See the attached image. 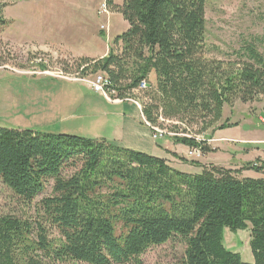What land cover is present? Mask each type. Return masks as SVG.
<instances>
[{"label": "trees", "instance_id": "obj_1", "mask_svg": "<svg viewBox=\"0 0 264 264\" xmlns=\"http://www.w3.org/2000/svg\"><path fill=\"white\" fill-rule=\"evenodd\" d=\"M206 1L107 0L129 29L107 56L81 58L78 68L108 77L120 98L154 73L147 122L208 131L225 107L264 96V54L248 43L236 62L206 59ZM173 140L214 152L194 138ZM191 164L202 172L178 171L107 140L0 127V182L14 198L30 209L53 183L35 217L0 215V264H142L148 250L172 241L184 246L177 264H249L226 249L225 230L249 231L252 264H264V178L242 177L262 173L264 160L240 170Z\"/></svg>", "mask_w": 264, "mask_h": 264}, {"label": "rangeland", "instance_id": "obj_2", "mask_svg": "<svg viewBox=\"0 0 264 264\" xmlns=\"http://www.w3.org/2000/svg\"><path fill=\"white\" fill-rule=\"evenodd\" d=\"M101 4L102 0H0L6 21V25L0 27V127L74 135L118 144L126 140L127 121L134 110L108 103L102 96L91 92L84 81L92 75H84V69H79L77 64L81 59L77 55L98 57L113 47L117 36L129 29L118 12L111 10L114 14L109 18L98 16ZM205 19L206 59L236 62L235 54L248 43H254L264 54V0H207ZM100 24H106L111 30L105 33V38L100 37L101 45L93 38L96 31L101 30ZM148 85L145 93L128 94L126 98L139 100L143 106L150 103V92L156 87L154 73L148 77ZM125 103L138 113L135 119L138 123L142 119L140 111L132 103ZM226 122L232 128L225 132L227 135L264 140V96L251 103L237 101L232 107H225L222 120L202 134L197 135L202 125L187 126L162 118L155 127L169 134L187 135V138H194L211 149L214 145H221L224 155L219 157L224 160L223 164L231 167L239 164L236 158L244 161L251 158L246 157L243 149H252L253 146L213 140L215 133L221 131L218 128ZM140 126L145 130L144 125ZM147 128L152 138V131ZM175 138L167 135L157 143L169 144ZM256 148L264 152V143L255 145ZM192 150L200 152L201 157L194 159L199 161L203 152L200 148H191L189 152ZM255 162H245L241 166ZM52 191L53 183L49 182L46 191L29 209L0 182V215L35 217V204L50 196ZM249 243V231L234 233L225 230L226 249L240 254L243 262L250 264L254 257ZM183 254L184 246L172 241L148 250L141 262L177 264Z\"/></svg>", "mask_w": 264, "mask_h": 264}, {"label": "crops", "instance_id": "obj_3", "mask_svg": "<svg viewBox=\"0 0 264 264\" xmlns=\"http://www.w3.org/2000/svg\"><path fill=\"white\" fill-rule=\"evenodd\" d=\"M102 2H103V0H102ZM113 3H114V5L121 6L123 4V0H113ZM112 14H114V13L111 12V15ZM102 25H105V24H100V28ZM108 28H109V26H108ZM110 31L111 30L109 28L108 32H110ZM101 32H103V31H101V30L96 31L95 35L93 36V38L95 39L97 44H100V41H101L100 37H102V38L106 37L105 32H103V34ZM108 52H109V49L104 50L103 53L102 54L100 53L98 57H94L93 54L91 56H87V55L84 56L83 54H80L77 56H78V58L102 59L105 56H107ZM86 86L88 87V89L91 92H93L88 85H86ZM112 104H114V103H112ZM114 105H117V106L123 105L124 107L126 106L127 108H132L134 110V112L131 113V116L129 117L130 119H128V121H127V122H129V124L126 128V131H125L126 140L122 144H118L117 142H114L115 144H117L120 147L126 148V149L135 150L138 152L148 154L150 156L165 159L169 163V165L172 166L174 169L181 171V172H184V173L196 175V174H200L202 172L201 168L196 167V166L191 164L192 162H194L196 160L188 158V153H189V150L191 148H189L188 146L182 145V144H176L174 142V140H173V142H171L169 144L159 145L157 143V141L154 142L152 140L150 131L147 128V126L144 124L143 120L138 118L139 119L138 123L135 121V119L138 117V115H137L138 113L135 111V109L130 104H126L124 102L121 104H114ZM224 111H225V108H224ZM224 111H223V113H224ZM138 124L144 125L145 130L140 129L139 128L140 125H138ZM229 129H232V128H229ZM229 129L217 131L213 137V140H215V141L216 140H219V141L223 140L226 142L234 141V142H240V143L247 144V145H252L253 146L252 149H250V148L243 149L246 157L248 158L250 156L251 158L247 159L246 161H244L243 159H239V158L237 159L236 158V160L239 161L238 162L239 164H233V166H231V167L226 166L228 164H223L224 160L219 157L220 155H224V149L221 148V145L220 146L214 145V146H212V149L214 152H211V153H208L205 155L203 154L202 158L197 162H199L201 165L207 166V167L218 166V167H223L226 169L240 170V169H242V166H241L242 163H245V162L251 163V162H254V160H256V161L257 160H264V152L260 151V148L255 149V145L258 146L259 144H263L264 140H261L258 138H243V136H239V137H241V138H239L237 136L227 135L225 132L228 131ZM217 149H219V151H217ZM172 154H173V156H172ZM174 155H177L178 158H181L184 161H181V160L175 158ZM242 177L255 178V179H257L258 177L264 178V171L262 173H257V174H256V172H254L252 170L251 171H243Z\"/></svg>", "mask_w": 264, "mask_h": 264}, {"label": "built area", "instance_id": "obj_4", "mask_svg": "<svg viewBox=\"0 0 264 264\" xmlns=\"http://www.w3.org/2000/svg\"><path fill=\"white\" fill-rule=\"evenodd\" d=\"M97 14L98 16H107L108 18L110 17L111 9L108 5L107 0H103L102 4L100 5V8L98 9ZM101 31L108 33L109 31L108 26L106 24L102 25ZM67 80H70V79H67ZM84 83L88 84L94 93L102 96L109 103H114V104H121L124 102L132 103L140 111L145 125L151 129L153 140L158 141L159 139H163L167 135L180 136L176 134L166 133L160 130L159 128L155 127L154 125L150 124L149 122H147V120L145 119L143 115L144 106L142 105V103L139 100L131 99L130 97L119 98L116 91L110 87L111 83L108 77H106L105 75L98 74V75L92 76L91 78L88 79V81H84ZM148 87H149L148 83L146 81H143L140 83L138 88L132 91L133 93H131V95L135 93H141V92L145 93L148 90ZM188 155L191 159H199L201 157L200 152L197 150H192L191 152H189Z\"/></svg>", "mask_w": 264, "mask_h": 264}]
</instances>
